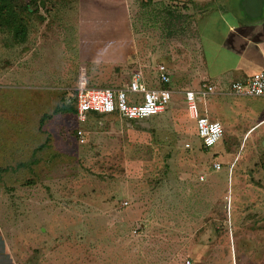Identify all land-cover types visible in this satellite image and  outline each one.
Segmentation results:
<instances>
[{"label": "rangeland", "instance_id": "obj_1", "mask_svg": "<svg viewBox=\"0 0 264 264\" xmlns=\"http://www.w3.org/2000/svg\"><path fill=\"white\" fill-rule=\"evenodd\" d=\"M175 1L0 0V264H264V97L208 95V149L184 85L149 119L75 115L80 86L182 82Z\"/></svg>", "mask_w": 264, "mask_h": 264}, {"label": "crops", "instance_id": "obj_2", "mask_svg": "<svg viewBox=\"0 0 264 264\" xmlns=\"http://www.w3.org/2000/svg\"><path fill=\"white\" fill-rule=\"evenodd\" d=\"M177 1L175 3L195 10L197 33L194 39L192 68L188 65L181 70L184 79L177 86L172 85L170 70L166 66L173 96L182 85L183 91L179 95L183 97L185 90H201L202 84H205L207 87L203 90L207 91L209 96L239 97L231 92V82L245 81L254 72L264 70V0L262 14L257 18L247 16L242 0ZM153 71L154 85H157L155 66ZM147 85L154 86L148 83ZM208 98L200 99L204 106L203 109L198 107V110L200 114L211 117L206 103ZM210 111H214L213 107ZM263 120L264 118L260 119L255 125Z\"/></svg>", "mask_w": 264, "mask_h": 264}, {"label": "built area", "instance_id": "obj_3", "mask_svg": "<svg viewBox=\"0 0 264 264\" xmlns=\"http://www.w3.org/2000/svg\"><path fill=\"white\" fill-rule=\"evenodd\" d=\"M158 86H148L139 72H133L130 80L121 88L80 86L74 92V110L78 119H85L90 114L118 115L121 118L139 121L149 119L165 111L173 98L170 89V77L167 68L160 63L155 66ZM185 90L184 102L188 114L193 120L197 137L202 147L208 149L224 136L222 124L211 119L207 114H200L198 101L208 97L203 90ZM230 90L234 95L248 97H264V70L254 72L245 81H232ZM189 147V144L186 145ZM213 167L220 169V164ZM189 263V262H187Z\"/></svg>", "mask_w": 264, "mask_h": 264}, {"label": "water", "instance_id": "obj_4", "mask_svg": "<svg viewBox=\"0 0 264 264\" xmlns=\"http://www.w3.org/2000/svg\"><path fill=\"white\" fill-rule=\"evenodd\" d=\"M242 6L250 18H257L262 14L263 0H242Z\"/></svg>", "mask_w": 264, "mask_h": 264}, {"label": "trees", "instance_id": "obj_5", "mask_svg": "<svg viewBox=\"0 0 264 264\" xmlns=\"http://www.w3.org/2000/svg\"><path fill=\"white\" fill-rule=\"evenodd\" d=\"M169 87V86H168ZM75 111V110H74ZM203 148V147H202Z\"/></svg>", "mask_w": 264, "mask_h": 264}]
</instances>
